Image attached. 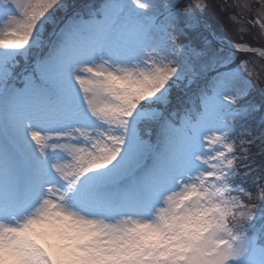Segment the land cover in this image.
Segmentation results:
<instances>
[{"label":"snow or ice","instance_id":"obj_1","mask_svg":"<svg viewBox=\"0 0 264 264\" xmlns=\"http://www.w3.org/2000/svg\"><path fill=\"white\" fill-rule=\"evenodd\" d=\"M252 57L264 0H0V264H264Z\"/></svg>","mask_w":264,"mask_h":264},{"label":"rangeland","instance_id":"obj_2","mask_svg":"<svg viewBox=\"0 0 264 264\" xmlns=\"http://www.w3.org/2000/svg\"><path fill=\"white\" fill-rule=\"evenodd\" d=\"M86 0H68V2L73 6V8L81 7V4ZM91 1V0H90ZM208 3L211 4H220L224 2V0H207ZM228 3H231V0H227ZM208 15V21L213 25L215 29L219 31L222 37L227 39L229 35H231V24L227 19V14L220 12L217 8L213 7ZM251 59V67L252 70L261 74V79H257L255 76L253 77V81L255 83V87L252 89L251 95L246 98V103L244 104H257L259 105L262 101H264V97H262L260 89L264 88V59L260 57H252ZM198 86H202V82L200 85H193L192 88L184 87L183 85L177 86L173 91V104L172 107H175V104L178 101H182L186 99L188 96L193 95ZM243 101V102H245ZM264 117V112H257L254 120L251 121V125H258L260 119ZM253 123V124H252ZM255 151V147H254ZM260 202L257 201V204ZM257 228L260 227V222H257Z\"/></svg>","mask_w":264,"mask_h":264},{"label":"trees","instance_id":"obj_3","mask_svg":"<svg viewBox=\"0 0 264 264\" xmlns=\"http://www.w3.org/2000/svg\"><path fill=\"white\" fill-rule=\"evenodd\" d=\"M184 100H185V99H184ZM182 101H183V100H182ZM179 102H181V101H178V103H179ZM178 103H177V104H178ZM243 103H246V101H245V102H243ZM177 104L175 105V107L177 106ZM252 124H253V123H252ZM253 150H254V149H253Z\"/></svg>","mask_w":264,"mask_h":264}]
</instances>
